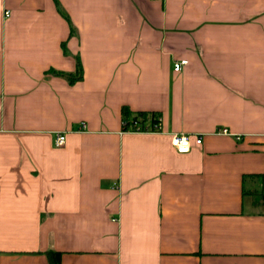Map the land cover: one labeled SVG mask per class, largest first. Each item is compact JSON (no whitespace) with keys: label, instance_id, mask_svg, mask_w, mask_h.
I'll return each instance as SVG.
<instances>
[{"label":"crops","instance_id":"obj_1","mask_svg":"<svg viewBox=\"0 0 264 264\" xmlns=\"http://www.w3.org/2000/svg\"><path fill=\"white\" fill-rule=\"evenodd\" d=\"M123 107L159 128L124 132ZM250 175L264 0H0V264H264Z\"/></svg>","mask_w":264,"mask_h":264},{"label":"trees","instance_id":"obj_2","mask_svg":"<svg viewBox=\"0 0 264 264\" xmlns=\"http://www.w3.org/2000/svg\"><path fill=\"white\" fill-rule=\"evenodd\" d=\"M57 75L64 77L67 79V81L70 84H73L83 77V72L80 67V64L77 65V70L74 74H63V73H57ZM159 115L156 113H148V112H138V113H131V111L123 107L122 108V130L125 131H131V125H134L135 123L139 124L142 129H153V125L159 124ZM146 123L150 124V127H146ZM251 178L255 179H261L262 182V190L264 193V175H250ZM243 194H250L254 195V193H248L243 190ZM47 259L49 264H61V253L57 251H48L47 252Z\"/></svg>","mask_w":264,"mask_h":264},{"label":"built area","instance_id":"obj_3","mask_svg":"<svg viewBox=\"0 0 264 264\" xmlns=\"http://www.w3.org/2000/svg\"><path fill=\"white\" fill-rule=\"evenodd\" d=\"M7 16V15H6ZM188 61L185 59H180L178 61H176L173 65V71L174 72H179L183 69V67L185 65H187ZM131 132H145L147 131V129H142L141 126L137 123H135L134 125H131ZM159 128V124L153 125V129H158ZM149 129V128H148ZM85 130V124L81 123V131ZM220 134H224L227 135L229 134L228 131L226 129H223L220 131ZM194 138V143L196 145L201 144L202 139L201 137H193ZM192 137L190 135L187 134H173L171 135V145L172 147L175 149V151L179 154H187L190 152L191 150V146H192ZM66 143V134L64 132H58L55 134V138H54V146L56 148H60L63 147Z\"/></svg>","mask_w":264,"mask_h":264}]
</instances>
